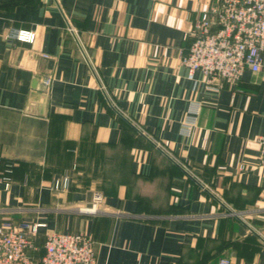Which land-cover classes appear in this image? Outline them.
Returning <instances> with one entry per match:
<instances>
[{"label": "crops", "instance_id": "1", "mask_svg": "<svg viewBox=\"0 0 264 264\" xmlns=\"http://www.w3.org/2000/svg\"><path fill=\"white\" fill-rule=\"evenodd\" d=\"M213 1L0 0V220L45 223L34 263L44 232L66 231L95 264H264V67L215 91L181 64Z\"/></svg>", "mask_w": 264, "mask_h": 264}, {"label": "built area", "instance_id": "2", "mask_svg": "<svg viewBox=\"0 0 264 264\" xmlns=\"http://www.w3.org/2000/svg\"><path fill=\"white\" fill-rule=\"evenodd\" d=\"M70 29V28H69ZM187 36L191 42L181 64L187 69V78L196 81L195 74L209 90H218L223 81L240 79L245 70L259 72L264 67V0H214L191 25ZM6 38L10 41L32 44L35 33L30 28L11 29ZM46 58L45 53L40 54ZM40 84L47 90L49 75L40 77ZM201 101H190L180 124V132L189 136L197 124ZM259 165L264 167V135L257 138ZM8 175L0 174V184L7 189ZM61 183L54 180L52 188ZM102 199L94 193V202L88 210L95 212ZM45 228L40 221L0 220V264H36L26 254L32 247L36 232ZM43 254L37 264H95L93 241L83 232L45 231ZM217 264H231L227 257H220Z\"/></svg>", "mask_w": 264, "mask_h": 264}, {"label": "trees", "instance_id": "3", "mask_svg": "<svg viewBox=\"0 0 264 264\" xmlns=\"http://www.w3.org/2000/svg\"><path fill=\"white\" fill-rule=\"evenodd\" d=\"M8 168H6L5 170H4V172L2 173L3 175H8V170H7ZM1 174V173H0Z\"/></svg>", "mask_w": 264, "mask_h": 264}]
</instances>
